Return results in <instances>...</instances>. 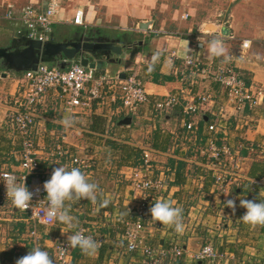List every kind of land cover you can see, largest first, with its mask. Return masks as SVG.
Returning a JSON list of instances; mask_svg holds the SVG:
<instances>
[{
	"label": "crops",
	"instance_id": "0c3cea01",
	"mask_svg": "<svg viewBox=\"0 0 264 264\" xmlns=\"http://www.w3.org/2000/svg\"><path fill=\"white\" fill-rule=\"evenodd\" d=\"M51 1L0 0V47H7L13 40L23 37L15 33L16 29L23 28L20 21L2 18L5 12L18 15L26 7L45 10ZM53 1L60 3L58 20L52 27L54 38L60 39L61 35L71 39L84 37L89 42L118 46L119 53L108 49L99 55L88 53L91 60L102 63L100 68L94 69L97 74L118 75L120 78L137 74L151 101L180 93L185 88L187 95H196L207 86L218 95V101L226 103L227 95L221 94L218 83L205 81L191 84L182 80L184 57L189 54L199 56L203 62L231 59L248 81L264 87V0H237L227 9L229 20L226 14L223 21L207 19L211 9L203 0ZM78 9L84 11L83 25L72 23ZM232 15L234 23L230 18ZM208 21L221 24L219 29L210 30L214 34L202 31V24ZM237 21H240V25ZM217 36L223 39L225 48L224 55L220 57L208 52L209 41ZM244 39L251 40L250 47H242ZM0 72L8 74L0 78V97L14 94L18 87L16 78L22 71L9 70L0 60ZM112 92L106 89L104 99L96 100L90 109H78L76 113L70 112L59 98H50L48 110L38 118L35 127V145L42 156L40 170L59 166L44 158L47 152L53 150L55 141L60 140L65 150L90 159L92 166L86 177L97 185L96 201H67L76 227L69 228L62 223L49 226L31 219L27 212L14 208L3 197L0 188V264H15L18 258L35 247L31 235L33 229L37 231L44 250L50 254L56 240L71 235L81 227L96 232L93 233L96 236H105L106 240L90 255L74 247L70 264H130L131 258L126 254L120 255L115 245L116 237L123 231V220L135 219L127 199V183L120 179L122 175L128 176L132 167L138 164L140 147L144 143H150L155 150L164 153L161 160L173 170V199L181 202L188 195H195L189 203L193 205L192 213L196 214L199 225L194 236L182 239L183 245L188 250H197L211 241L219 249L235 255L234 259L218 264H264V225L253 227L239 219L245 212L239 206L240 199L264 202V158L244 160L242 171L245 177L241 185L232 187L226 195L237 204L234 212L228 211L229 208L221 212L201 210L204 200L196 197L199 189L190 177V168L195 167L198 183L202 184L206 193L214 190L213 179L211 173L204 172L199 164L192 166L188 163L187 159L191 158L189 152L174 147L175 136L181 131L178 109L155 117L149 105L139 117H131L126 122V117L130 116L120 112L119 101L114 99ZM65 120H71L70 126L64 125ZM204 129L205 126H202L201 131ZM230 140L235 146L242 141L264 145V102L256 109L251 126L245 127L240 135L238 132L231 133ZM21 151V140L17 133L6 125H0V171L19 172ZM241 152L246 154L245 150ZM104 200L108 201L107 206L102 205ZM223 204H219V208H223ZM147 242L167 245L168 238L157 232L148 237ZM134 260L138 261L139 258L134 257ZM175 264L188 262L183 258Z\"/></svg>",
	"mask_w": 264,
	"mask_h": 264
},
{
	"label": "built area",
	"instance_id": "2783aa9c",
	"mask_svg": "<svg viewBox=\"0 0 264 264\" xmlns=\"http://www.w3.org/2000/svg\"><path fill=\"white\" fill-rule=\"evenodd\" d=\"M59 7L60 3L52 0L45 10L26 7L18 15H12L10 11L5 12L2 18L20 21L23 28L16 29V34L44 42L52 38V27L58 20ZM83 17L84 11L78 9L72 23L83 25ZM250 45V39L242 40L243 48ZM181 74L182 80L190 81L191 84L205 81L218 83L221 94L227 95L226 103L218 101V95L211 92L207 86L203 92L196 95H187L188 90L185 88L181 89L180 93L168 94L162 99L151 101L150 94L137 74L132 73L125 78L97 74L96 69L82 65L80 60L69 61L64 67L40 62L36 70L23 71L18 75L16 92L0 97V125L8 126L21 140V169L19 172L4 169L0 173L13 174L18 181L24 179L25 186L33 193L30 207L23 211L27 212L31 219L42 223L36 215L43 206L40 201L44 200L46 203L42 185L50 178L54 168L40 170L42 156L35 145V127L38 118L48 110L50 98H59L70 112L76 113L78 109H90L94 101L104 99L106 89L113 90V98L119 101L120 112L130 117H139L142 110L149 105L150 112L155 117L178 109L181 131L175 136L174 147L185 153L189 152L191 158L187 159L188 163L192 166L199 164L204 172L211 173L213 179L214 190L206 193L202 184L198 183L195 167L190 168V177L199 189L196 197L204 200L200 209L221 212L227 208L224 204L223 208H219V204L228 200L226 195L232 187L238 188L241 185L245 177L242 171L244 160L264 158V145L242 141L235 146L230 140L231 133L238 132L240 135L245 127L251 126L256 109L264 102V87L254 81H248L231 59L203 62L199 56L189 54L184 57V70ZM6 75V72H0V78ZM202 126H205L203 131ZM140 148L141 157L138 164L132 167L128 176L122 175L120 179L121 182L127 183V199L135 219L123 220V231L116 237V251L120 255H128L131 258L130 264H175L183 258L188 264H218L234 259V254L219 249L211 241L204 243L197 250H188L183 245L182 239L194 236L199 225L196 214L192 213L193 205L189 203L190 198L195 195H188L181 202L173 199V170L161 160L164 153L155 150L150 143H144ZM242 150H245V155ZM47 153L45 160L53 161L66 169L78 167L85 176L92 166L88 157L65 150L60 140H56L53 150ZM0 188L3 197L10 202L2 180ZM157 200L171 201L173 206L182 209V232L177 233L173 226L151 220L149 208ZM234 205V209L228 211L234 212L237 209L235 201ZM78 230L93 237L98 241V245L106 240L105 236H96V232L85 227ZM157 232L166 235L167 245H152L147 242L148 237ZM31 235L34 237L35 247L44 250L35 229L31 231ZM67 237L63 236L55 241L54 250L49 254L53 264H70L74 247L68 245ZM134 257L139 260L135 261Z\"/></svg>",
	"mask_w": 264,
	"mask_h": 264
},
{
	"label": "clouds",
	"instance_id": "9594fccd",
	"mask_svg": "<svg viewBox=\"0 0 264 264\" xmlns=\"http://www.w3.org/2000/svg\"><path fill=\"white\" fill-rule=\"evenodd\" d=\"M208 52L216 57L223 56L225 53L223 39L219 36L213 37L208 43ZM63 123L65 126H70L71 120H65ZM0 180L3 181L6 187V196L14 208L25 210L30 207L33 193L25 186L24 179L18 181L15 175L3 172L0 173ZM42 188L46 203L44 200L40 201L43 206L36 215L45 224L62 223L69 228H74L76 220L69 214L66 202L74 199L96 201L97 185L89 182L78 167L66 169L64 166H59L54 168ZM107 204V200L102 201L103 206H107ZM239 206L245 209L244 214L239 218L243 223L253 227L264 225V202L240 199ZM224 207L234 209V201L226 200ZM181 212L180 207L173 206L172 202L168 200H157L149 208L151 220L158 221L162 225L173 226L177 233L183 230L180 219ZM67 243L70 247H78L82 253L88 255L94 253L98 246V241L91 236L84 235L79 230L67 237ZM15 264H53V261L47 251L33 247L26 255L18 258Z\"/></svg>",
	"mask_w": 264,
	"mask_h": 264
},
{
	"label": "water",
	"instance_id": "95a60500",
	"mask_svg": "<svg viewBox=\"0 0 264 264\" xmlns=\"http://www.w3.org/2000/svg\"><path fill=\"white\" fill-rule=\"evenodd\" d=\"M54 36L55 34H52V38L44 42L27 37L13 40L9 46L0 47V60L7 69L22 72L36 70L40 62H53L64 67L67 62L75 58H78L84 66L100 68L101 61L91 60L89 54L99 55L105 49L120 52L118 46L89 42L83 39L84 37L71 39L63 38L61 35L60 39H56ZM130 120L131 117H126L125 121Z\"/></svg>",
	"mask_w": 264,
	"mask_h": 264
},
{
	"label": "rangeland",
	"instance_id": "374dc122",
	"mask_svg": "<svg viewBox=\"0 0 264 264\" xmlns=\"http://www.w3.org/2000/svg\"><path fill=\"white\" fill-rule=\"evenodd\" d=\"M204 3L211 9L210 10V15L207 16V19H211L213 21H223V19L226 18L227 14V20H229L228 13L229 11L227 10L231 4L238 2L237 0H203ZM233 21H235L233 15L230 17ZM213 21H208L204 24H202V31L205 33L210 32V30L214 29H219L220 23L219 22H213ZM237 23L240 25V21H237ZM76 32V31H75ZM75 34V33H74Z\"/></svg>",
	"mask_w": 264,
	"mask_h": 264
},
{
	"label": "bare ground",
	"instance_id": "6f19581e",
	"mask_svg": "<svg viewBox=\"0 0 264 264\" xmlns=\"http://www.w3.org/2000/svg\"><path fill=\"white\" fill-rule=\"evenodd\" d=\"M209 33H210V34H214L213 32H208L207 34H209ZM218 34H219V30H218Z\"/></svg>",
	"mask_w": 264,
	"mask_h": 264
}]
</instances>
